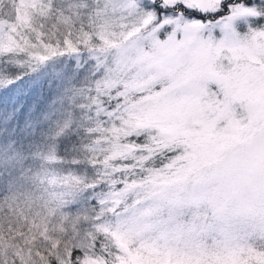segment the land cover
<instances>
[{
    "label": "snow or ice",
    "instance_id": "obj_1",
    "mask_svg": "<svg viewBox=\"0 0 264 264\" xmlns=\"http://www.w3.org/2000/svg\"><path fill=\"white\" fill-rule=\"evenodd\" d=\"M0 264H264V0H0Z\"/></svg>",
    "mask_w": 264,
    "mask_h": 264
}]
</instances>
